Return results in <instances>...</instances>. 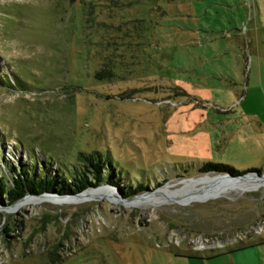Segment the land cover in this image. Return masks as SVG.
I'll use <instances>...</instances> for the list:
<instances>
[{"label": "rangeland", "instance_id": "obj_1", "mask_svg": "<svg viewBox=\"0 0 264 264\" xmlns=\"http://www.w3.org/2000/svg\"><path fill=\"white\" fill-rule=\"evenodd\" d=\"M209 162L264 175V0H0V178L95 185L3 199L0 264H264Z\"/></svg>", "mask_w": 264, "mask_h": 264}, {"label": "trees", "instance_id": "obj_2", "mask_svg": "<svg viewBox=\"0 0 264 264\" xmlns=\"http://www.w3.org/2000/svg\"><path fill=\"white\" fill-rule=\"evenodd\" d=\"M260 169H249L244 172L236 171L233 167L229 165H224L220 163H205L203 164V173H230L231 175H241L248 172L259 173ZM89 172V171H88ZM95 174L93 181L96 183H101L99 172L94 171ZM91 173V172H89ZM68 179L64 176L50 177V176H37L24 172H19L15 174L12 180L13 186H7L5 181L0 178V204H3V199L7 202L6 204L12 205L18 200L24 198L28 195H42L44 193L49 194H59V195H76L80 194L89 187H95V185L88 182L85 177L82 176H71L70 182L66 183ZM142 187V186H139ZM234 252V251H232Z\"/></svg>", "mask_w": 264, "mask_h": 264}, {"label": "bare ground", "instance_id": "obj_3", "mask_svg": "<svg viewBox=\"0 0 264 264\" xmlns=\"http://www.w3.org/2000/svg\"><path fill=\"white\" fill-rule=\"evenodd\" d=\"M222 180L225 182L226 180H230V178L229 177H223V179H221V180H213V181L215 183V181L221 182ZM206 181H207V179L205 181H203V184L206 183ZM225 185L227 187H230L231 189H239V190H249V189H253V188L255 189V187L264 186V175L262 177L249 176L247 179L246 178L238 179L232 183L225 184ZM187 193L197 194V193H200V191L199 192L194 191V190H191L189 187H186L182 190L175 192L172 195L165 196L164 198L169 200L172 197H177V196L182 197ZM143 200H145L146 202L151 201V199H149V198H136V199H134V201L132 203H133V205H141Z\"/></svg>", "mask_w": 264, "mask_h": 264}, {"label": "water", "instance_id": "obj_4", "mask_svg": "<svg viewBox=\"0 0 264 264\" xmlns=\"http://www.w3.org/2000/svg\"><path fill=\"white\" fill-rule=\"evenodd\" d=\"M254 175L259 176L257 173H255ZM226 177L233 178V177H231V176H226ZM238 178H239V177H238ZM76 195H78V194H76ZM76 195H75V196H76ZM66 197H68V196H66Z\"/></svg>", "mask_w": 264, "mask_h": 264}]
</instances>
